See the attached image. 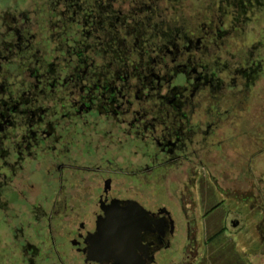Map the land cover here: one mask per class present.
<instances>
[{
    "label": "flooded vegetation",
    "instance_id": "1",
    "mask_svg": "<svg viewBox=\"0 0 264 264\" xmlns=\"http://www.w3.org/2000/svg\"><path fill=\"white\" fill-rule=\"evenodd\" d=\"M28 1L0 7V264H115L87 259L114 203L146 211L136 264H177L181 179L190 160L219 154L220 128L241 125L258 59L227 57L218 24L217 36L203 22L158 24L155 0Z\"/></svg>",
    "mask_w": 264,
    "mask_h": 264
},
{
    "label": "rangeland",
    "instance_id": "2",
    "mask_svg": "<svg viewBox=\"0 0 264 264\" xmlns=\"http://www.w3.org/2000/svg\"><path fill=\"white\" fill-rule=\"evenodd\" d=\"M130 1L134 4L140 0ZM207 1L211 0H160L161 16L158 20L154 19L164 26L180 27L185 23L190 27H200L202 22L208 25V19L204 20V16L211 14L205 7ZM241 1L229 0V3L234 7ZM251 1L255 3L254 0ZM27 2L29 1L0 0V7L11 9L16 5L17 8H22ZM221 3L217 6L220 7ZM222 7L227 10V6ZM241 10L238 8L239 12ZM259 15L264 16V10L260 14L258 11L251 12L249 16L253 18ZM213 16L216 20L221 15L217 10L213 12ZM228 16L229 14L227 20ZM230 22H224L218 30L229 32L232 25ZM263 22L264 20L262 24H257L256 32L234 31L236 33L228 39L225 48L226 56L234 55L238 58L239 54L245 56L249 52L253 53L252 47L260 41ZM126 30L136 36L132 34L130 26ZM218 30L212 27L216 36L219 34ZM26 31L25 37L34 41L35 38L30 36L33 30L27 27ZM137 37L141 41V35ZM137 45L139 48L144 47L142 42ZM257 55L261 57L259 53L255 57ZM261 61L264 63L263 57ZM261 72L255 84V93L243 106V117L237 118L241 125L233 127V122H227L224 129L220 128L224 143L219 154L204 155L203 158L192 159L188 163L176 192L179 201L185 205L183 211L188 224V237L177 256V264H264V66ZM226 79L229 80L228 74ZM129 94L133 97L135 89L130 90ZM201 98L202 94L196 95L195 102ZM208 102L203 98L200 109H204ZM221 153L224 159L220 156ZM240 171L241 179L235 180ZM84 192V188H81V194ZM234 216L241 220L237 228H231L228 223ZM218 230L219 234L213 237ZM4 236L0 237V253L5 252L8 247L7 236ZM49 241L50 239L48 247Z\"/></svg>",
    "mask_w": 264,
    "mask_h": 264
},
{
    "label": "water",
    "instance_id": "3",
    "mask_svg": "<svg viewBox=\"0 0 264 264\" xmlns=\"http://www.w3.org/2000/svg\"><path fill=\"white\" fill-rule=\"evenodd\" d=\"M96 229L87 237V259L115 264H136V250L141 234L147 228L146 211L136 203L111 204L103 208Z\"/></svg>",
    "mask_w": 264,
    "mask_h": 264
},
{
    "label": "trees",
    "instance_id": "4",
    "mask_svg": "<svg viewBox=\"0 0 264 264\" xmlns=\"http://www.w3.org/2000/svg\"><path fill=\"white\" fill-rule=\"evenodd\" d=\"M159 1L160 0H155L154 4L151 5L149 3V0H145L144 5L148 6L150 4L151 10L157 9V12H159V10H161ZM254 1L257 5H255V3H253L251 0H242L240 3H237L234 7L231 3H229V0H223V1L222 0H211V1L205 2L206 9H208L209 12H211V14L208 16L209 17L208 25L211 26L210 28L212 30V27L214 26L215 28V25L217 24L220 27L224 25V22L231 21L230 24H232L231 25L232 31L230 29L229 30L230 33H229V32H226L227 30H224L227 35L222 38L223 40L224 39L227 40L228 38H230L232 34L236 33L234 31H237V30L242 31V32H245L246 30V32L248 31V33L256 32L257 31L256 26L257 24H262V21L264 20V16L259 15V16H253L252 18V16H249V15H251V12H254V11H258L260 14L264 10V0H254ZM220 2H222L221 3V5L223 4L222 6H227V10L224 9V7H222L221 5L220 7L217 6ZM238 8L239 10L242 9L241 12L238 11ZM217 10L221 16H217V19L215 20L213 16V12ZM226 13L227 15L229 14L228 16L229 20H227ZM256 17L258 20H256ZM263 25H264V22H263ZM260 32H261V37L259 38L260 41L256 42V44H254V46L252 47V50L254 53L253 59H255V61L258 59L256 61L257 63L254 66L255 68L264 66L263 65L264 63H262L261 61L262 57L264 58V26H263V30L260 29ZM257 53L261 54L260 58L258 55L257 57H255V54ZM246 56H248V54Z\"/></svg>",
    "mask_w": 264,
    "mask_h": 264
}]
</instances>
